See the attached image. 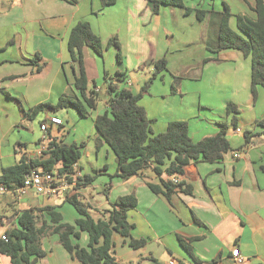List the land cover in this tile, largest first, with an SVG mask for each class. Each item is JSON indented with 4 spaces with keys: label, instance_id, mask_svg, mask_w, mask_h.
Masks as SVG:
<instances>
[{
    "label": "crops",
    "instance_id": "0c3cea01",
    "mask_svg": "<svg viewBox=\"0 0 264 264\" xmlns=\"http://www.w3.org/2000/svg\"><path fill=\"white\" fill-rule=\"evenodd\" d=\"M81 1L83 7L78 0L69 4L63 0H13L14 8H21L17 13H23L24 19L31 16L36 23H41L45 18L52 21L46 25V30L43 26L40 29L24 28L23 34L17 33L14 36V42L11 41L13 35L0 40V48L9 46L4 55L0 56V176L5 168L16 165L22 157L28 160L40 157L45 150L41 141V125L48 126V140L66 143L64 137L59 135L65 130L60 111L66 109L58 112L45 110L33 120L26 119L24 114L39 104L55 105L63 95L77 94L74 88L76 65L71 60L68 40L73 27L79 22H89L105 48L103 57L97 56L88 47L83 51L89 91L98 94L105 93V84L100 86L98 80L104 77L107 70L99 67L98 60L105 59L106 54L114 56L120 50L122 62L118 61V67L115 66L114 76L108 75L116 82L117 74H122L119 86L138 94L152 78L154 64L159 59L166 57L170 68L171 61L174 63L171 55L181 53L183 47L197 41V37H179L177 30L188 28L190 24L193 30L196 27L201 30V40H209L207 27H202L209 20L208 14L203 21H198L194 12L186 15L185 10L178 7L165 6L159 14H154L145 0H117L114 5L107 7L102 6L101 0ZM7 25L6 20L1 19V26L5 28ZM169 34L176 43L169 41ZM115 37L119 40L116 41L120 49L112 47L107 50L109 41ZM216 43L217 40L213 47ZM34 54L41 57L39 64L43 66L39 73L35 72L36 68L30 61ZM209 58L236 65L249 60L251 88L250 58H245L236 50H226L219 54L205 51L199 61L204 62ZM183 60L179 58V65ZM88 61L95 63V76L89 70ZM190 62L196 63L198 59ZM185 67L191 70L193 64L188 63ZM162 74L153 80L148 94L139 102L153 121V135L165 132L170 122L187 121L192 140L198 142L216 135L221 129L219 123L230 121L227 108L225 115L212 113L215 118L209 119V108L202 106L201 97L190 91V86L185 90L184 83H198L202 73L181 77L184 81L177 94H172L169 88L160 89L157 82ZM259 88L257 99L254 100L251 92L246 98L245 108H239L238 128L228 131L232 150L224 155L220 163H191L186 166L184 174L177 179L184 187H190L191 192L177 188L171 202L163 195L155 194L148 186V183L161 186L159 177L151 169L128 181L117 177V158L107 144L101 145V152L106 150L107 157L114 155L115 172L111 173L107 166L100 170L97 164L91 175L85 172L79 160L76 168L81 176H96V179L92 185L74 189L71 195L80 194L94 208L101 210L112 209L119 197L133 195L138 200V205L128 211V219L135 225L132 237L146 239L147 244L140 250H134L129 246V238L115 234L114 252L120 264H153V259L160 264H168L172 259L178 264H234L231 254L233 249H239L243 264H264V173L261 170L264 166V132L256 126V121L264 119V89L261 91ZM5 92L21 99V111L17 110L19 106L14 105L16 103ZM239 103L243 107V102ZM98 108L93 110L97 112L96 116L102 114ZM107 109L106 105L105 111ZM52 117L60 118L63 125L51 124ZM205 120L212 123V126L206 125ZM31 122H37L39 127ZM237 129L241 132H237ZM95 131L97 140L99 135L96 128ZM245 132L251 133L249 143ZM105 190H108V196ZM46 198L54 203L46 201ZM63 199L39 196L33 191H29L23 198H18L14 193L0 194V236L13 228V223L7 222V218L29 208L53 206L62 215L63 223L74 224L80 215ZM45 215L46 220L52 224L50 216L47 213ZM181 239L187 242L192 255L185 250ZM74 242L86 248L89 236L82 233L81 239ZM43 249L48 254L38 264H81L73 260L62 247L57 235L45 237ZM3 262L11 264L6 256Z\"/></svg>",
    "mask_w": 264,
    "mask_h": 264
},
{
    "label": "trees",
    "instance_id": "16d2710c",
    "mask_svg": "<svg viewBox=\"0 0 264 264\" xmlns=\"http://www.w3.org/2000/svg\"><path fill=\"white\" fill-rule=\"evenodd\" d=\"M75 3L76 0H63ZM154 14H159L165 6L183 8L186 15L196 14L198 21H203L207 14L205 10L193 9L185 6L183 0H145ZM117 0H101L102 6L114 5ZM254 17L238 15L237 30L230 27L232 13L225 4V11L219 14L218 39L216 45L209 52L219 54L226 50L240 51L245 58L251 60V92L254 100L257 99V89H264V0H254L250 6ZM212 14V12H211ZM119 45L115 39L109 41L107 49ZM91 48L99 57H103L105 48L101 38L94 33L89 22H79L73 27L68 40V49L72 62L76 65L74 88L76 95H63L53 105L42 103L25 112L28 120L35 119L39 113L45 110L58 112L63 109H75L81 118H86L89 110H96L99 94L89 91L88 77L84 62V49ZM117 58L122 62L120 50ZM41 57L35 55L32 61L35 72L39 73L42 66ZM218 62L217 58H209L208 62ZM168 71L166 57L159 59L154 64L152 78L142 87L138 94L118 84L122 81L120 73L116 82L105 72V94L108 109L104 114L98 115L94 120L98 132L96 140L97 151L102 144H107L117 158L116 176L123 181H128L139 176L143 171L151 169L159 177L161 186L148 183L150 189L157 195H163L168 202L177 188L190 193V187H184L175 183L174 178L185 172V167L191 163L217 164L223 160L225 154L232 150L228 139L230 125L238 128V115L240 109L237 105H227V115L231 116L230 125L227 122L219 123L220 131L214 135L194 142L190 136V127L187 121H173L167 126L165 132L153 135L151 130L152 120L148 118L146 110L139 104L140 100L148 94L153 80L163 72ZM178 85H172V94L178 93ZM8 98L12 96L5 92ZM256 126L264 132V119L256 121ZM245 138L249 143L251 133L245 132ZM85 144L68 145L63 141H50L47 149L40 157L28 160L22 157L20 161L5 168L0 176V186H5L11 193L24 184L27 174L34 169L44 171L57 170L64 175L72 171L73 167L82 157V149ZM264 173V166L261 167ZM96 176H80L76 180L75 190L92 185ZM108 196V190L104 191ZM64 202L70 203L80 215L74 224L63 223L62 215L55 211V207L29 208L20 214H15L6 221L13 223V228L6 232L8 242L0 241V253L10 259L11 264H38L46 258L47 252L43 249V239L57 235L59 243L71 255L73 260L81 264H120L115 256L114 235L129 238V246L134 250H140L147 244L146 239H134L132 231L135 228L128 219V211L138 205V200L133 195L119 197L112 209H96L80 194L66 195ZM98 214L95 218L91 213ZM47 213L51 218L50 224L46 220ZM17 220V221H16ZM16 221V223H14ZM82 233L89 236L88 247H81L75 240H80ZM185 250L192 255L187 242L181 239ZM153 264H160L153 259Z\"/></svg>",
    "mask_w": 264,
    "mask_h": 264
},
{
    "label": "rangeland",
    "instance_id": "374dc122",
    "mask_svg": "<svg viewBox=\"0 0 264 264\" xmlns=\"http://www.w3.org/2000/svg\"><path fill=\"white\" fill-rule=\"evenodd\" d=\"M81 7H83L82 1ZM187 7L193 8L197 7L196 9L205 10L210 12L208 14L209 20L203 25L202 27H207L209 32V40L206 42L202 39V33L199 28H195L189 24L188 28L179 29L177 30V35L179 37H197V41L188 47H183L181 50L182 52H177L171 55V58L174 59V63H170V68L164 74H162L157 82L160 89H171L172 85H178V89L180 88L182 82L184 81L183 78L186 74L196 75L198 73H202V76L199 78L198 83L196 82H185L184 87L185 90L188 89L192 92H196L197 97H201L200 101L202 106H206L209 108V113L211 117L209 119H213L215 117L212 116V113H216L217 115H225V111L227 105L229 103H233L237 105L239 108H245V101L246 98L249 97L251 94L250 88V61L243 62L241 65L231 63L229 61L225 62H208L205 63L199 61V57L201 54H205V51L209 52L208 49L206 50L207 46L213 48L217 38H218V23H219V13L225 11V4L230 8L232 17L230 20V27L233 31L238 32L237 30V19L238 15H248L254 17V13L250 9V6L254 4V0H183ZM66 3L69 4L68 1ZM21 9L20 7L14 8L13 0H0V40L4 37L13 35L11 41L14 40V36L19 33L23 34L24 28L28 27L30 29L38 28L40 29L42 26L46 30V25L51 23V19L45 18L41 23H36L33 17L29 16L27 19H24L23 13L18 14V10ZM10 12V13H9ZM212 12V14H211ZM9 13L8 16H5ZM211 15V16H210ZM5 19L7 22V26L3 28L1 26V19ZM196 19V18H194ZM188 23V22H186ZM197 25H200L197 24ZM202 28V29H203ZM170 36V34H169ZM173 37L170 36L169 41L176 43L173 41ZM115 40L119 42V40L115 37ZM117 42V43H118ZM11 43V42H10ZM12 44V43H11ZM40 44V43H39ZM207 45V46H206ZM9 46L6 45L0 48V56H3L4 52ZM113 48L115 46H112ZM111 47V48H112ZM108 50V49H107ZM39 52V51H38ZM108 53V52H107ZM111 53V52H109ZM37 55V54H36ZM117 55V54H116ZM111 56V54H106L105 59L98 60L99 67L108 71V74L114 76L116 73L115 69L118 67V60L117 56ZM122 55V54H121ZM184 59L179 65L178 60L179 58ZM35 58V54L31 56V60L33 61ZM198 59V62H190V60ZM206 60V59H205ZM188 63H192L193 67L191 70H187L185 65ZM87 64L89 65V70L93 72L95 76L94 69L95 63L88 61ZM116 66V67H115ZM91 68V69H90ZM105 71V72H107ZM188 71V73H187ZM110 72V73H109ZM105 74V73H104ZM189 75V76H191ZM217 76V81H216ZM99 84L103 86L104 84V77L101 76ZM156 84V85H157ZM165 85V87H164ZM263 91L262 88H259ZM202 92L201 94H199ZM13 101L16 103L14 105L19 106L17 110L21 111L20 104L22 103L21 99L16 97H12ZM106 94L100 93L99 94V101H98V111L104 114L106 109ZM260 101V100H259ZM239 102H243V107H241ZM20 103V104H19ZM18 104V105H17ZM260 102H258V108ZM22 107V104H21ZM16 109V108H15ZM25 109V108H24ZM16 110V111H17ZM87 118H81L79 113L73 109L68 108L66 110L60 111V115L65 122V130L64 132L59 133L60 137H64L66 144H76L80 146L81 144H85V148L82 149V158L81 163L84 167L85 172L90 173L93 175L95 166L98 164V169L102 170L105 166L109 167L110 172H115L114 166V155L107 157V151L103 150L101 152V148L97 151L96 148V131L94 128V120L97 117L96 111L89 110ZM218 118V117H217ZM218 121H222V119H217ZM206 125L212 126V123H208L207 120L204 121ZM32 125L35 127H39L37 122H31ZM189 123V122H188ZM230 125V121L227 122ZM233 127L230 125V129ZM24 132V130H22ZM32 138V136H30ZM109 150V148H107ZM111 151V150H109ZM112 153V152H111ZM73 181V180H72ZM67 194V193H66ZM65 194V195H66ZM46 201L50 203H54L53 200L50 198H46ZM95 218H98V214L92 212Z\"/></svg>",
    "mask_w": 264,
    "mask_h": 264
},
{
    "label": "built area",
    "instance_id": "2783aa9c",
    "mask_svg": "<svg viewBox=\"0 0 264 264\" xmlns=\"http://www.w3.org/2000/svg\"><path fill=\"white\" fill-rule=\"evenodd\" d=\"M50 123L59 126L63 125L62 120L58 117H52L50 119ZM41 130L43 131L41 141L44 143V149L46 150L47 143L49 141L47 136V124L41 125ZM237 132L240 133L241 130L237 129ZM80 176L81 174L77 170L76 165L73 167L72 171H69L64 175L59 174L57 170L44 171L42 169H34L26 175L24 184L13 193L16 194L18 198L25 197L29 193V191H33L39 196H53L62 198L66 195L72 194V192L74 191L73 187H75L76 180ZM72 180L73 184L71 182ZM173 181L175 183H180L177 178H174ZM0 194L6 195L11 194V192L5 186L1 185ZM8 240L9 238L6 233H3L0 236V241L8 242ZM231 254L234 264L244 263V259L241 257V255H239V249H233ZM3 257L4 256L0 253V264H4ZM168 264H178V262L175 259H172Z\"/></svg>",
    "mask_w": 264,
    "mask_h": 264
}]
</instances>
